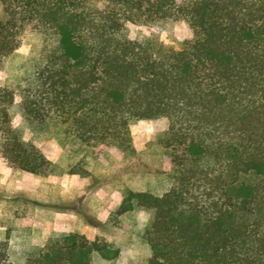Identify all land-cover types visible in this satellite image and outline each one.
<instances>
[{
  "label": "trees",
  "instance_id": "obj_1",
  "mask_svg": "<svg viewBox=\"0 0 264 264\" xmlns=\"http://www.w3.org/2000/svg\"><path fill=\"white\" fill-rule=\"evenodd\" d=\"M0 4V63L18 49L27 25L43 40L27 86L0 89L7 166L41 177L52 166L15 132L9 109L16 99L31 125L60 126L91 150L134 153L131 124L164 122L171 188L161 196L128 190L114 212L153 213L144 232L148 264H264V0ZM166 21H184L191 36L164 47L126 35L128 24ZM10 240L6 227L0 264H92L93 253L108 262L120 255L106 241L71 231L17 263Z\"/></svg>",
  "mask_w": 264,
  "mask_h": 264
},
{
  "label": "rangeland",
  "instance_id": "obj_2",
  "mask_svg": "<svg viewBox=\"0 0 264 264\" xmlns=\"http://www.w3.org/2000/svg\"><path fill=\"white\" fill-rule=\"evenodd\" d=\"M89 5L104 8L106 0H89ZM126 35L132 41H154L170 47L189 38L191 31L184 21H166L128 24ZM42 46L41 34L27 25L18 49L0 63V89L18 92L27 86ZM9 114L21 140L33 144L52 165L50 175L45 177L22 174L7 166L0 139V169L5 170L0 174V197L8 199L0 201V230H11L12 261L20 263L43 248L51 237L74 231L120 249L118 259L111 262L93 253L92 264H148L151 253L144 232L153 213L136 210L117 217L114 212L128 190L161 196L171 188L172 165L162 145L164 122H133L134 153L122 154L116 148H85L54 124L45 129L34 127L22 114L17 99ZM23 197L77 210H44L18 200Z\"/></svg>",
  "mask_w": 264,
  "mask_h": 264
},
{
  "label": "crops",
  "instance_id": "obj_3",
  "mask_svg": "<svg viewBox=\"0 0 264 264\" xmlns=\"http://www.w3.org/2000/svg\"><path fill=\"white\" fill-rule=\"evenodd\" d=\"M3 17H4V14H3V11H2V6L0 4V20H2ZM1 171H3V173H5V170L4 169H0V174H1ZM22 174H27V173H22ZM0 229H2V228H0ZM0 233L2 234V237L0 238V241H3L5 239L6 232H1V230H0ZM92 259H95V256L94 255L92 256Z\"/></svg>",
  "mask_w": 264,
  "mask_h": 264
}]
</instances>
